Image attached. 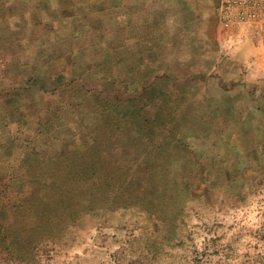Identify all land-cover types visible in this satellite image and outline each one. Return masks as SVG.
I'll return each mask as SVG.
<instances>
[{
	"label": "rangeland",
	"instance_id": "374dc122",
	"mask_svg": "<svg viewBox=\"0 0 264 264\" xmlns=\"http://www.w3.org/2000/svg\"><path fill=\"white\" fill-rule=\"evenodd\" d=\"M79 47L48 46L58 58L37 62L41 89L0 108V264H264V99L231 98L202 54L132 46L93 66ZM10 54L0 46V81L27 73ZM97 90L109 95L94 102ZM72 93L81 124L59 140L14 108Z\"/></svg>",
	"mask_w": 264,
	"mask_h": 264
},
{
	"label": "crops",
	"instance_id": "0c3cea01",
	"mask_svg": "<svg viewBox=\"0 0 264 264\" xmlns=\"http://www.w3.org/2000/svg\"><path fill=\"white\" fill-rule=\"evenodd\" d=\"M10 10L11 26H0V46H11L7 63L22 59L28 68L23 77L0 81L2 109L9 99H18L20 90L36 94L41 89L37 62L50 64L58 58L48 46H81L83 56H94L89 59L93 66L126 62L132 46H170V62L182 55L196 59L202 54L206 75L212 73L216 85L246 103L244 107L260 108V103L254 105L264 99V23L225 21L221 0H0L2 22ZM117 46L124 55L117 56ZM66 52L63 57L72 60V52ZM44 75L59 84L61 76ZM115 77L106 75L99 82H112ZM97 91L94 102L99 101V94L109 95ZM35 96L17 102L14 108L44 115L40 131L49 138L59 140L56 131L60 128L77 131L84 97L79 100L72 93L37 105Z\"/></svg>",
	"mask_w": 264,
	"mask_h": 264
},
{
	"label": "built area",
	"instance_id": "2783aa9c",
	"mask_svg": "<svg viewBox=\"0 0 264 264\" xmlns=\"http://www.w3.org/2000/svg\"><path fill=\"white\" fill-rule=\"evenodd\" d=\"M225 21L264 23V0H221Z\"/></svg>",
	"mask_w": 264,
	"mask_h": 264
},
{
	"label": "trees",
	"instance_id": "16d2710c",
	"mask_svg": "<svg viewBox=\"0 0 264 264\" xmlns=\"http://www.w3.org/2000/svg\"><path fill=\"white\" fill-rule=\"evenodd\" d=\"M144 88L146 89V86H144ZM7 196H9V195H7ZM8 200H10V199H8ZM15 201V200H14ZM13 202V201H12ZM14 203V202H13ZM18 206V204L16 205V207ZM4 208V207H3ZM5 208H6V206H5ZM1 209H2V207H1Z\"/></svg>",
	"mask_w": 264,
	"mask_h": 264
}]
</instances>
